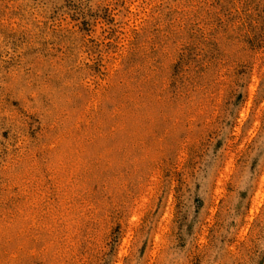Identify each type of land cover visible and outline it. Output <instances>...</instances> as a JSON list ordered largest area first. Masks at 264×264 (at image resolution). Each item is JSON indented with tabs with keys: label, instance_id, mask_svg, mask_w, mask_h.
<instances>
[{
	"label": "rangeland",
	"instance_id": "obj_1",
	"mask_svg": "<svg viewBox=\"0 0 264 264\" xmlns=\"http://www.w3.org/2000/svg\"><path fill=\"white\" fill-rule=\"evenodd\" d=\"M0 264H264V0H0Z\"/></svg>",
	"mask_w": 264,
	"mask_h": 264
}]
</instances>
